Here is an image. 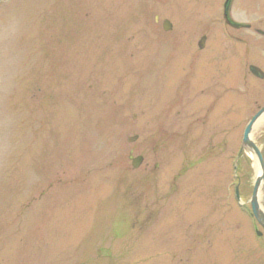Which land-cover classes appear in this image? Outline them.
Masks as SVG:
<instances>
[{"label":"rangeland","instance_id":"obj_1","mask_svg":"<svg viewBox=\"0 0 264 264\" xmlns=\"http://www.w3.org/2000/svg\"><path fill=\"white\" fill-rule=\"evenodd\" d=\"M220 1L0 0V264H264Z\"/></svg>","mask_w":264,"mask_h":264},{"label":"flooded vegetation","instance_id":"obj_2","mask_svg":"<svg viewBox=\"0 0 264 264\" xmlns=\"http://www.w3.org/2000/svg\"><path fill=\"white\" fill-rule=\"evenodd\" d=\"M217 1V0H216ZM226 0L222 3V15L224 16V4ZM231 19L242 27L236 29L229 24L225 23V35L227 40L236 43L237 57L233 59L235 63H226V65L217 66L221 67V77L222 85L224 89L223 93H220L222 100V111H228L229 105L236 100L234 104H238V110L242 113L247 108L254 114H256L260 109L264 107L263 105H257V102H249V96L254 95L249 93L247 95L243 94V90L246 85L251 82H255L254 85L260 91H264V0H232L231 6L228 11ZM234 34H237L235 37ZM230 47V43L225 45V47ZM207 64V63H206ZM204 63L198 66V72L200 74L208 73L213 74L214 65L203 66ZM231 66V67H230ZM256 67L263 73L262 78L257 77L251 72V67ZM233 79H230V76ZM224 79V81H223ZM216 88L221 84L219 80L215 81ZM241 84L243 85L242 87ZM232 86V88H231ZM262 157L264 159V149L261 148Z\"/></svg>","mask_w":264,"mask_h":264},{"label":"water","instance_id":"obj_3","mask_svg":"<svg viewBox=\"0 0 264 264\" xmlns=\"http://www.w3.org/2000/svg\"><path fill=\"white\" fill-rule=\"evenodd\" d=\"M231 1L232 0H229V2H227L226 6L230 8L231 6ZM228 8V10H229ZM227 21L229 23V25H231L232 27L234 28H241L242 25L241 24H238V23H235L233 20H231V18L229 17V14H228V11H227ZM163 27L166 31H169L172 29V26L171 24L168 22V21H165L163 23ZM205 41V38L202 39L201 41V46H203V43ZM255 68H251V70L253 72ZM256 73V72H255ZM264 114V109L261 110L254 118L253 120L250 122V124L247 126L246 130H245V134H244V140H243V143L244 145H246L249 149L253 150L258 159H259V164H260V167H261V175L258 176L256 182H255V185H254V191H253V195H252V200H251V206H252V212H253V215L254 217L256 218V220L258 221V223L264 228V212L261 210L260 206H259V202H258V192H259V189L261 188L262 184L264 183V162H263V159H262V156H261V153L260 151L257 149V147L253 144V142L250 140V133H251V130L254 126V124L257 122V120ZM138 139V137H133V138H130L129 139V142H135L136 140ZM130 160L132 161V166L137 169L141 166V164L143 163V158L142 157H137V158H134L133 156H130L129 157Z\"/></svg>","mask_w":264,"mask_h":264},{"label":"bare ground","instance_id":"obj_4","mask_svg":"<svg viewBox=\"0 0 264 264\" xmlns=\"http://www.w3.org/2000/svg\"><path fill=\"white\" fill-rule=\"evenodd\" d=\"M264 125V117H262L261 119H260V121L258 122V124L256 125V129L257 128H259V127H262ZM260 198V197H259Z\"/></svg>","mask_w":264,"mask_h":264}]
</instances>
